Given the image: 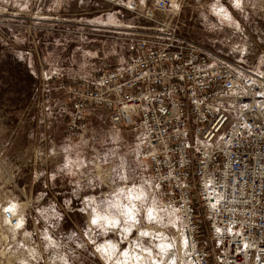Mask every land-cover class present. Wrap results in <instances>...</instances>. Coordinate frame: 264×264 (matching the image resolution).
I'll use <instances>...</instances> for the list:
<instances>
[{"label": "rangeland", "instance_id": "rangeland-1", "mask_svg": "<svg viewBox=\"0 0 264 264\" xmlns=\"http://www.w3.org/2000/svg\"><path fill=\"white\" fill-rule=\"evenodd\" d=\"M182 1V36L264 71V0ZM34 11L0 0V264H187L176 249L180 222L140 157L139 133L96 118L83 138L66 129L69 90L81 84L58 74L85 60L81 31L118 34L128 17L69 11L51 23L70 30L61 44ZM4 210L22 219L20 228L8 226Z\"/></svg>", "mask_w": 264, "mask_h": 264}, {"label": "built area", "instance_id": "built-area-1", "mask_svg": "<svg viewBox=\"0 0 264 264\" xmlns=\"http://www.w3.org/2000/svg\"><path fill=\"white\" fill-rule=\"evenodd\" d=\"M124 7L151 24L134 56L70 88L68 133L83 138L96 108L139 133L140 157L180 222L175 243L187 264H264V71L182 36V0ZM3 217L22 225L11 210Z\"/></svg>", "mask_w": 264, "mask_h": 264}, {"label": "crops", "instance_id": "crops-1", "mask_svg": "<svg viewBox=\"0 0 264 264\" xmlns=\"http://www.w3.org/2000/svg\"><path fill=\"white\" fill-rule=\"evenodd\" d=\"M126 1L129 0H92V2H85L84 0H24L26 5L30 4L32 8H35V20L40 23L44 31L57 29L51 23L54 22V19L73 15L69 11L75 12L74 16L76 17H81L84 14L89 17H98L110 14L113 11H119V15L128 17L125 23H121L120 27L122 26V31H118V34L110 36L101 29L98 32H95L93 29L81 31L80 34L87 35L88 38V42L86 43L87 51L83 57L85 60L82 64L78 66L73 65L68 71L65 70L64 73L58 74L60 76L58 79L70 83L90 85L106 68L122 64L136 54V43L142 38L143 31L147 25L142 26L140 19L135 17L132 12L118 6V3H125ZM145 21L148 22L147 20ZM69 31L65 27L57 29L58 35L62 36L60 37L61 44L67 41L63 36L67 32L69 33ZM69 108L72 109L71 101ZM94 118L109 121L119 129L123 128L112 121L110 112L105 109L96 108L92 110L87 119L89 121V119ZM49 191L52 193L50 188ZM74 198L76 199L75 196ZM75 201V204H77V200ZM59 203L62 205V201Z\"/></svg>", "mask_w": 264, "mask_h": 264}, {"label": "snow or ice", "instance_id": "snow-or-ice-1", "mask_svg": "<svg viewBox=\"0 0 264 264\" xmlns=\"http://www.w3.org/2000/svg\"><path fill=\"white\" fill-rule=\"evenodd\" d=\"M239 3H240V0H235V5L234 6L239 7ZM92 222L96 223V220L94 219Z\"/></svg>", "mask_w": 264, "mask_h": 264}]
</instances>
